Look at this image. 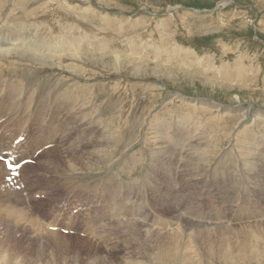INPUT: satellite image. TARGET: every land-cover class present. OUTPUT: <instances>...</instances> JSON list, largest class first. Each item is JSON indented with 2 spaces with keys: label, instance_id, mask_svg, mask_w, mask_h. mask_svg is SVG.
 <instances>
[{
  "label": "rangeland",
  "instance_id": "1",
  "mask_svg": "<svg viewBox=\"0 0 264 264\" xmlns=\"http://www.w3.org/2000/svg\"><path fill=\"white\" fill-rule=\"evenodd\" d=\"M8 12L10 13L8 14ZM29 31L30 33L33 31L34 32L30 34ZM0 32L1 35L4 36L1 37L0 35V41L6 39L12 40L11 38L14 37L20 38L18 43L14 46L7 45V43L2 44V46H4L3 48L7 49L6 53L0 52V57L7 56L11 59H7L8 62L5 61L4 63H0V78L3 79V81L0 82V90H3L0 92V100L9 103L19 113L28 111L24 117L25 125L16 123L13 120L6 122L0 121V132H9V135L12 134L10 131H16L17 128L20 127L21 130L24 131L21 133L26 134V126L30 125L36 130V128L38 127L39 129V125H41L45 129L44 131L49 134L52 127L55 128L61 124L63 117L62 115L58 116L54 126H52V105L39 112L34 110L32 106H29L28 102L22 101L23 95L25 93L22 95L14 94L12 96H7L8 90L12 87L10 79L15 82L18 80H21V82H30L32 80L31 82L33 84L29 88L27 95H29L30 92H33V97L31 100L33 103H35L39 98V94L41 92L42 93L40 95L44 97L46 93L44 94L42 90L47 92V89H49L48 95H46L47 99H53L51 101L49 100V102H55L60 106L63 104L61 100H63L64 97L71 95L73 98L76 96L77 98H73V104H70L72 107L75 109L89 107L94 116L100 115L103 119L101 121H103V123L105 122L104 124L106 125L109 124L107 126L108 128L106 129L108 131V143L106 142L107 137L105 135V137L103 136L102 138V140H104V142H106L109 147L101 146V148L98 149L100 153L98 150L95 151L90 158L85 160L83 166H77V169L74 171L76 174L75 179L73 176L74 173L72 174L70 180H77L76 185H79L76 187V190L75 188L72 189L73 191L70 189V180L67 183H62V181L59 184L58 182L57 186L53 185L54 181H52V179L55 180L54 177L58 175L51 172H45L44 174H41L43 181H47V188H33V183L38 181V176H36L38 165L36 164L31 165L28 167L27 171L22 173L21 180L18 178L19 182H25V189L26 186H28L26 192L33 193L35 191L33 195L35 204L39 200L36 205L34 203L31 204L32 206L28 205V207L25 205V207L22 209L23 211L20 212L27 213L28 211H25L28 209L31 210L30 212L33 217H40L42 221H47L48 219H46V216L44 215L45 211L47 213V218H49L47 222L55 223L58 220L59 224L57 222L55 224H58L57 227L60 228H58L57 231L51 230L50 233L43 232L40 235H34L32 229H30V224H27L24 228H15L13 222L14 218H11L12 215L16 213L15 211L11 212V215L5 212L1 213L0 252L2 251L5 253L6 260L10 264H25L24 261L27 264H34L33 260L36 259L42 264H87L88 262H92L93 264H101L102 260L97 257L98 254L101 255L103 259L109 257L108 259L112 260L113 263L116 262L115 264H123V262L128 258H132L131 260L128 259V261H125L130 262L129 264H172L173 262V264H264V252H262V250H264V224L260 226H249L247 223L248 225H244L246 223L244 220L242 221V219H240L241 213L239 212L240 210H238L240 206H238V201H236L238 200V197H242L243 194L247 197L246 193L248 192L249 198L253 195L250 198L253 206L264 205V199H261L264 198V179L263 174L259 173L261 171V160L258 154L259 152H264V118L253 117L256 110L264 109V0H0ZM23 35L25 36L23 37ZM31 40L32 45H29ZM44 42L46 43L44 44ZM45 45L48 46L50 50H39L43 47L47 48ZM117 49L119 51H117ZM3 54L5 56H3ZM18 56L23 58L18 59ZM28 57L33 58V60ZM12 58H14V60ZM113 58L118 60H114ZM127 59L131 61L132 64ZM127 61L128 64H126ZM9 62L12 63L9 64ZM21 64H23V66ZM30 65L33 66L31 67ZM29 66L34 69H31ZM16 67L18 68L16 69ZM138 70H140V72H138ZM25 71L28 73V77L27 74L24 73ZM23 77L25 79H23ZM41 80L44 83L40 82ZM91 83L95 86H93ZM100 83L102 85L104 83L106 84H104L105 86H102ZM42 84L44 86L41 90L39 85ZM54 93H58L59 98H57V100L60 99L59 101L54 99V96L52 95ZM62 93L64 94L63 99ZM135 93L137 96L134 95ZM109 95H111L112 98L109 97ZM34 96L37 98H34ZM113 97H115V99ZM105 98L106 100H109L106 101ZM204 99L209 102L219 104L221 109H215L211 106L205 105L198 106L196 104V101L199 102ZM188 101L191 103V105L188 103ZM33 103L31 104L33 105ZM76 105L79 106L75 107ZM226 106L230 109H234L224 110L223 107ZM239 107L241 110L238 112L236 109ZM161 118L163 120L167 119L171 123V127L168 130H165L169 135H171V133L174 134L176 128L179 126L177 123L182 121H184L182 122L184 124H195L191 125L192 129L198 127V129H195L194 134L199 135L197 133H203L200 134V137H203L204 139L201 138L198 140V143H201L194 148L193 158L191 161L194 162L193 165H195V167H201V176L205 177L206 175L210 176L211 174L213 184L218 181H216L217 178L220 179L221 187H223L222 194L224 205L226 206L224 207L226 210L229 207V210L227 211L229 214H227L226 210L224 209L225 214L229 216L231 214L230 217L233 219L229 222H226L227 228L229 230L231 229L233 232L236 230L241 231L237 236L238 240H235L238 242V244L236 243L237 245H219L218 247L217 243L216 245L211 246L206 244V246L204 245V241L200 243L195 242L197 241L195 238L192 240L194 245L192 241L189 243L190 246L193 247H191V249L194 251L192 252V255L187 253V247H183V249L178 247L182 249L181 253L172 258L167 256V258H164L166 260H163L164 256H161L162 252L158 250L160 248H151L147 252L145 249L146 246H142L141 241L135 238L132 240H136L135 242L138 244L136 246L138 250H135V252L131 251V254L128 248H126L124 251L118 249L110 250L108 247L106 250L103 249L105 248L101 246L103 241L111 239L109 242L113 245L114 240L123 238L124 235L129 236L127 231H129L130 228H124L127 227V225L120 223L117 219L106 220H112V224L110 225H106V223L101 222L100 224L102 225L99 224L97 226H90L89 230L86 229L88 228L87 226L93 224L91 221L93 217H96V219L98 218V220H103L99 215H101L102 210L104 211V201L99 198L98 194L95 193V191H93L90 186L92 184H96L98 180L106 176L107 173L111 171L121 172L118 166L119 162L115 163L114 160H118V158L127 152H137V155H144L145 163L149 161L148 156H154L155 159H157L156 155L159 157L161 149L164 146V144L161 143L162 138L160 136V127L163 125V121H160ZM185 119L189 120L186 121ZM118 122L119 124H117ZM173 124H175V126ZM151 125L154 128L157 126L158 127L154 129ZM123 126L127 128L124 129ZM80 129H82V127H74L71 130V135L69 134V136H63V139L66 142L65 145H67L69 148L73 149L78 144L80 136L76 131ZM110 130L111 133L109 132ZM150 130L152 132H149ZM172 130L173 132H171ZM145 133L147 135H145ZM31 134L32 130L29 131L28 135L30 136ZM139 134L141 135L139 136ZM157 134L159 136H157ZM58 136V140L60 141L62 134L60 133ZM9 137H11V135H9ZM116 137L117 139H115ZM109 139L111 140L109 141ZM145 139L147 140V143ZM245 140H248L249 142L246 143ZM205 142L206 144L204 145ZM50 143L51 145H55L54 142ZM50 143L39 145L37 150H39V152L42 151ZM125 143L127 144L125 145ZM44 145L46 146L44 147ZM60 145L61 143H57L55 146L60 149ZM25 147L28 148L27 145H25ZM107 148L109 150H106ZM20 149L21 148H18L17 150ZM68 153H71V150H69ZM72 153H75V149L72 151ZM22 154H24L23 151ZM76 154L77 153L72 154V157H74ZM196 154L198 155L196 156ZM250 154H252V157ZM24 155L26 156V154ZM225 156L227 158H223ZM199 158L201 159L199 160ZM198 160L200 162H198ZM93 162L94 164H92ZM107 162L110 164H104ZM112 162L113 164H111ZM218 163L223 168H219L217 165ZM143 164L144 162H141L140 165L137 164L139 166H134L130 174L125 175L122 172L121 174L124 175V178L127 177V179L133 180L135 177L142 175ZM256 165L257 167H255ZM195 167H193V170ZM189 168H191V166ZM198 168H195L196 172H198ZM232 170L234 173L231 172ZM195 171L193 172L196 173ZM254 171H256V173ZM58 173L63 174L62 172ZM194 175L196 176V174ZM87 176H90L89 179ZM74 183H76V181ZM201 183H203V181L197 178L187 184V186L191 188V194H193L194 191L201 189L199 188L201 187ZM83 184L85 187L82 186ZM243 184L244 187L242 186ZM255 184L259 185V187L257 186L256 188L254 186ZM3 186L4 184H0L1 191L6 190ZM64 186H66L67 189H65ZM86 187L91 189L92 192H89L92 195H90L88 192L90 189H87ZM192 187L194 189H192ZM243 188L245 190H243ZM44 190L46 191L41 193V191ZM209 190H211L210 187ZM172 191H175V186L172 188ZM211 191H214V189ZM233 191L236 192L234 193ZM254 191L257 192V195L253 194L255 193ZM93 192L96 196L93 194ZM37 195H39V197ZM43 195H47L46 198L43 197ZM235 195H237V197ZM51 197H55L56 199H51ZM148 197L149 195L147 192L146 198L148 199ZM200 197L199 199L201 201L197 199L200 201L199 203L207 202V200L203 199L202 196ZM176 200L177 199H175V202L178 201ZM77 201L78 204H80L77 205L81 211L78 210L74 213L70 209H72V206L76 204ZM70 203H72V205H70ZM135 203L130 204L129 206L135 205ZM18 204L21 205L20 203ZM55 206L57 207L55 208ZM152 206L153 205L145 206V208H147V213L153 214L149 208L151 207L155 209ZM29 207H32V209ZM140 208L142 207L140 206ZM4 211H6V208H4ZM83 211L85 213H83ZM20 212H18L17 215L20 214ZM236 212H238V215H235ZM41 213L44 217L38 215ZM72 213H74L76 217ZM155 213L159 214L160 212L155 210ZM207 213L208 212H205L204 215L207 218H212L214 213L212 216L211 214ZM17 215H13L15 219L17 218ZM65 215L68 217L65 218ZM53 216L57 220L53 219ZM86 217L89 219L84 220ZM51 219L52 221H50ZM67 219L71 223H69ZM8 220L9 222H7ZM72 220L74 222L76 221L75 224ZM134 221L139 222V219L133 218V221H131L130 224H133ZM257 221L259 224H261V221ZM145 222V220L140 221L141 224H146ZM60 223H62V226H60ZM68 223L72 226L70 227ZM199 223L201 224L200 221ZM217 223L219 224L220 222ZM201 225V227L198 225H193V227L197 226L195 229L199 231L203 227V224ZM243 225L246 229L249 228V230L247 229L248 231H245ZM257 226L263 228H259ZM91 227L93 228L91 229ZM63 229L73 230L74 232H70L69 230L64 232ZM119 229L121 231L122 229L127 230L125 233H122L123 231L121 232ZM260 229H263V233L259 231ZM200 232H202V234H199L198 236L209 234L207 232L205 233L203 229L199 231V233ZM244 233L249 235H244ZM257 235L259 238H257ZM168 236L169 235L164 237ZM248 238L252 240H248ZM260 238L262 240H260ZM250 243L252 246H250ZM141 246L146 251V253H144L145 255L141 253L142 250L140 251ZM240 248L242 250H240ZM256 249H258V251ZM225 251L230 252V254H224ZM18 253L24 261L17 256ZM132 254L135 256L132 257ZM154 254H158L156 255L157 257ZM143 255L145 256V259H141L144 258ZM241 255H243V257H248L243 258ZM134 257H137L136 260H133L135 259ZM29 258H31L30 261L28 260ZM105 260L108 261L107 259Z\"/></svg>",
  "mask_w": 264,
  "mask_h": 264
},
{
  "label": "bare ground",
  "instance_id": "2",
  "mask_svg": "<svg viewBox=\"0 0 264 264\" xmlns=\"http://www.w3.org/2000/svg\"><path fill=\"white\" fill-rule=\"evenodd\" d=\"M144 3V2H143ZM225 3V2H224ZM98 6V5H97ZM144 9V8H143ZM12 12V11H11ZM10 12H8L9 14ZM88 13V11H87ZM7 16V15H6ZM125 16V15H124ZM9 18V17H8ZM13 18V17H12ZM16 18V17H15ZM85 18V17H84ZM83 21V20H82ZM10 22V21H9ZM68 22V21H67ZM84 22V21H83ZM100 23V22H99ZM8 25V24H7ZM2 26V25H1ZM4 27V26H3ZM32 27V26H31ZM136 29V28H135ZM3 30V29H2ZM31 30V29H30ZM5 31V30H4ZM110 31V30H109ZM3 32V31H2ZM34 32V31H33ZM31 32V33H33ZM30 33V31H29ZM30 33V34H31ZM10 34V33H9ZM21 34V33H20ZM25 34V33H24ZM29 34V35H30ZM0 35H1V32H0ZM6 35V34H4ZM17 35V34H16ZM25 35H23L24 37ZM32 36V35H31ZM30 36V37H31ZM93 36V35H92ZM1 37H4L1 35ZM36 37V36H35ZM8 38V37H7ZM38 38V37H36ZM2 39V38H1ZM6 39V38H5ZM12 40H9V39H6V40H2L0 41V52H5L6 53V49L7 48H3L4 46H2V44H6L7 45H11V46H14L18 43V40L20 39L19 37H14V38H11ZM26 39V38H25ZM39 41V40H38ZM37 41V42H38ZM26 42V41H25ZM32 40L30 41V44L29 45H32ZM46 42H44L45 44ZM116 43V41H115ZM21 44V43H20ZM38 44V43H37ZM19 45V44H18ZM103 45V44H102ZM106 45V44H105ZM10 46V48H11ZM44 46V45H43ZM7 47V46H6ZM45 47L47 48H40L39 50H50L48 48V46L45 45ZM51 47V46H50ZM9 48V47H8ZM107 48V47H106ZM77 49V48H76ZM63 50V49H62ZM103 50V49H102ZM115 50V49H114ZM127 50V49H126ZM133 50V49H132ZM67 51V50H66ZM117 51H119L117 49ZM130 51V50H129ZM37 52V51H36ZM106 52V51H105ZM4 53V54H5ZM42 53V52H41ZM108 53V52H107ZM114 53V52H113ZM116 53V51H115ZM120 53V52H119ZM129 53V52H128ZM3 54V56H5ZM8 54V53H7ZM6 54V55H7ZM109 54V53H108ZM1 55V54H0ZM10 55V54H9ZM8 55V56H9ZM12 55V54H11ZM114 55V54H113ZM133 55V54H131ZM117 56V55H115ZM120 56V55H119ZM118 56V57H119ZM129 56V55H128ZM137 56V55H136ZM10 57V56H9ZM117 57V58H118ZM127 57V56H126ZM18 59H21L23 57H17ZM30 58V57H28ZM39 58H42V57H39ZM46 58V57H44ZM43 58V59H44ZM50 58V57H49ZM61 58H64V57H61ZM97 58V57H96ZM7 59H11V58H8L7 56L5 57H0V63H4L5 61L8 62ZM14 60V58H12ZM33 60V58H30ZM67 59V58H66ZM107 59V58H106ZM114 59V58H113ZM119 59V58H118ZM118 59H114V60H118ZM16 60V59H15ZM69 60V58H68ZM73 60V59H72ZM128 60V59H127ZM132 60V58H131ZM10 61V60H9ZM37 61V60H35ZM34 61V62H35ZM43 61V60H42ZM104 61V60H103ZM129 61V60H128ZM128 61L126 64H128ZM137 61V60H136ZM14 62V61H13ZM17 62V61H16ZM38 62V61H37ZM46 62V61H44ZM51 62V61H50ZM59 62V61H58ZM65 62V61H63ZM67 62V60H66ZM115 62V61H114ZM131 63V61H129ZM12 63V62H9V64ZM30 63V62H29ZM28 63V64H29ZM52 63V62H51ZM62 63V62H61ZM129 63V64H130ZM139 63V62H138ZM158 63V62H157ZM31 64V63H30ZM113 64V63H112ZM111 64V65H112ZM132 64V63H131ZM134 64V63H133ZM1 65V64H0ZM7 65V64H6ZM15 65V64H13ZM23 66V64H21ZM48 65V63H47ZM61 65V64H60ZM67 65V64H66ZM65 65V66H66ZM117 65V64H116ZM119 65V64H118ZM120 65H121V62H120ZM17 66V65H16ZM31 66V65H30ZM29 66V67H30ZM33 66V65H32ZM31 66V67H32ZM40 66V65H39ZM136 66V65H134ZM140 66V65H139ZM1 67V66H0ZM11 67V66H10ZM9 67V68H10ZM13 67V66H12ZM19 67V66H18ZM16 67V69L18 68ZM28 67V68H29ZM30 67V68H31ZM117 67V66H116ZM121 67V66H120ZM128 67V66H127ZM7 68V67H6ZM36 68V67H35ZM8 69V68H7ZM15 69V68H14ZM22 69V68H21ZM25 69V68H24ZM31 69H34V68H31ZM2 70V69H1ZM12 70V68H11ZM10 70V71H11ZM38 70V69H36ZM120 70V69H118ZM3 71H4V68H3ZM13 71V70H12ZM22 71V70H21ZM20 71V72H21ZM40 71V70H39ZM121 71V70H120ZM17 72V71H16ZM29 72V71H28ZM87 72V71H86ZM91 72V71H90ZM138 72H140V70H138ZM137 72V73H138ZM225 72V71H224ZM5 73V72H3ZM24 73L27 74V77H28V73L25 71ZM34 73V71H33ZM32 73V74H33ZM40 73V72H39ZM123 73V72H122ZM125 73V72H124ZM135 73V72H134ZM136 73V74H137ZM220 73V72H219ZM12 74V72H11ZM10 74V75H11ZM50 74V73H49ZM91 74V73H90ZM8 75V74H7ZM22 75V74H21ZM102 75V74H101ZM219 75V74H218ZM228 75V74H226ZM33 76V75H32ZM92 76V75H90ZM21 77V76H20ZM25 77V76H24ZM23 77V79H25ZM34 77V76H33ZM37 77V76H36ZM82 77V76H81ZM9 78V77H8ZM35 78V77H34ZM48 78V77H47ZM213 78V76H212ZM7 79V78H6ZM10 79V78H9ZM27 79V78H26ZM33 79V78H32ZM39 79V78H37ZM90 79V78H88ZM124 79V78H123ZM132 79V78H131ZM127 80V79H126ZM148 80V79H147ZM3 79L0 78V82H2ZM28 81V79H27ZM32 81V80H31ZM21 82V80H18V81H13L10 79V82L12 84V87L8 90V93H7V96H12L14 94H18V95H23V98H22V101L24 102H28V105L29 106H32L34 110L36 111H42V110H45L47 107H49L50 105H52V110H53V122H52V126H54L58 116L62 115V121H61V124L58 126V127H52L51 129V132L49 134H47L44 130V128L39 125V129L38 127L36 128V130L31 127L30 125L26 126V129H27V133L29 134V131L32 130V134L29 136L28 134H25V133H21V132H24L23 130H21L20 127L17 128L16 131H10V133L12 134H9L11 135V137H9L8 133L9 132H0V150L1 151H10V156L13 157L16 155V150L18 148H21L23 149V152L24 154H26V156L24 157H15L14 158V161L17 160L18 158V161H20L21 159L23 158H29V157H33V155H35V151L37 150V148L39 147V145L41 144H48L50 142H54L55 145H57V143H61L60 147L62 148H57L55 145H51V146H47L45 147L42 151H40L37 155H36V160L33 161V163H26L22 169H21V173L25 172L28 170V167H30L31 165H38L37 167V172H36V176H38V181L35 183H33V188L34 187H42L43 189L47 188V181H43V177H41V174H44L45 172H51L53 174H57L58 176H55V180L52 179V181H54V184L53 185H56L57 186V183L59 182H62V183H67L72 174L74 173V171L77 169V166H83L84 163H85V160H87L88 158H90L93 153L95 151H97L99 148H101V146H108L109 145L107 144L108 143V131L106 130L108 127L109 124H104L102 118L100 115H95L93 114V112L91 111V109L89 107H85V108H78V109H75L74 107H72V105L70 104H73V98L76 97L74 96L72 98V96H68V97H64L63 99V93H62V103L61 106L55 102H49V100H53V99H47L46 95H48V91L49 89H47V92H45L43 89V84L42 85H39L40 86V89L44 92L45 96L42 97L40 94L42 93L41 90H40V94H39V98L36 100L35 103H33L31 100H32V97H33V92H30L29 95H27V92L29 91V88L32 86V82ZM105 81V80H104ZM123 81V80H122ZM36 82V81H35ZM42 82V80L40 81ZM91 82V81H90ZM100 82V81H98ZM23 83V84H22ZM44 83V82H42ZM48 83V82H47ZM89 83V82H88ZM108 83V82H107ZM137 83V82H136ZM135 83V84H136ZM237 83V82H236ZM241 83V82H240ZM25 84V86H24ZM35 84V83H34ZM40 84V83H39ZM92 84V83H91ZM101 84V83H100ZM106 84V83H104ZM102 85V86H105V85ZM162 84V83H161ZM46 85V84H45ZM51 85V83H50ZM93 85V84H92ZM56 86V85H55ZM95 86V85H93ZM100 86V85H99ZM135 86V85H134ZM54 87V86H52ZM47 88V87H46ZM55 88V87H54ZM59 88V87H58ZM61 88V87H60ZM100 88V87H98ZM104 88V87H103ZM107 88V87H106ZM134 88V87H133ZM139 88V87H138ZM154 88V87H153ZM45 89V88H44ZM39 90V89H38ZM89 90V88H88ZM87 90V91H88ZM101 90V89H100ZM108 90V89H107ZM145 90V88H144ZM3 90H0V92H2ZM55 91V90H54ZM71 91V90H70ZM82 91V90H81ZM103 91V90H102ZM134 91V90H133ZM146 91V90H145ZM105 92V91H104ZM149 92V90H148ZM107 94V93H106ZM111 94V93H109ZM54 96V99L56 101H59L57 100L58 97V93H54L52 94ZM135 96L136 93L134 94ZM153 95V94H152ZM113 96V95H112ZM109 97H111V95H109ZM139 97V96H138ZM178 97V96H177ZM34 98H37L34 96ZM52 98V97H51ZM77 98V97H76ZM112 98V97H111ZM115 99V97H113ZM137 98V97H135ZM134 98V99H135ZM180 98V97H179ZM183 99V98H182ZM202 99V98H200ZM54 100V101H55ZM78 100V99H77ZM106 100V98H105ZM109 100V99H108ZM106 100V101H108ZM111 100V99H110ZM113 100V99H112ZM177 100V98H176ZM35 101V99H34ZM79 101V100H78ZM138 101V100H137ZM75 102V101H74ZM187 102V101H186ZM195 102V101H194ZM193 102V103H194ZM33 103V105L31 104ZM188 103H190L188 101ZM187 103V104H188ZM75 104V103H74ZM78 104V103H76ZM80 104V103H79ZM82 104V103H81ZM132 104V103H130ZM135 104V103H134ZM137 104V103H136ZM196 104L199 106V105H205V106H211L212 108H219L221 109V106L217 103H214V102H209L207 100H201L199 102L196 101ZM194 104V105H196ZM191 105V103H190ZM189 105V106H190ZM193 105V107H194ZM196 105V106H197ZM79 106V105H78ZM77 105L75 107H78ZM81 106V105H80ZM133 106V105H132ZM135 106V105H134ZM188 106V107H189ZM238 106V105H237ZM187 107V106H186ZM191 107V106H190ZM184 108V107H183ZM195 108V107H194ZM130 109V108H129ZM134 109V108H133ZM144 109V108H143ZM224 110H233L234 108H229V107H223ZM83 110V112H82ZM155 110V109H154ZM236 110H241L240 107L237 108ZM150 112V111H149ZM195 112V111H194ZM28 113V111H25L24 113H19L13 106H11L9 103H7L6 101H1L0 100V121H10V120H13L15 121L16 123H19L21 125H25V121H24V117L26 116V114ZM156 113V112H154ZM254 116L253 117H263L264 118V109H258L254 112ZM121 115V114H120ZM152 115H155V114H152ZM194 115V114H193ZM5 117V118H4ZM141 117V116H140ZM139 117V118H140ZM143 117V116H142ZM147 117V116H146ZM154 117V116H153ZM189 117V115H188ZM221 117V116H220ZM2 118H4L3 120H1ZM115 118V117H114ZM122 118V117H121ZM138 118V119H139ZM166 118V117H165ZM184 118V117H183ZM182 118V119H183ZM186 118V117H185ZM254 118V119H255ZM110 119V118H109ZM145 119V118H144ZM159 119V118H157ZM178 119V118H177ZM191 119V118H190ZM112 120V119H111ZM125 120V119H123ZM127 120V119H126ZM131 120V119H130ZM155 120V119H154ZM163 121V125L160 130V133H161V140L164 144L163 148L161 149V153L159 155V157H157L158 155H156V158L154 156H148L149 157V161L147 163H145V157L144 155L140 154V155H137V152H125L126 154H124L123 156H121L120 158L115 159L114 162L117 163L119 162V170H121L122 173H124L125 175L126 174H130V172L132 171V169L134 168V166L136 167L137 164L140 165L141 162H144V164L142 165V169H143V173L142 175L138 176V177H135L133 180H130V179H127L124 178L123 174H121V172H117V171H111L109 173H107L106 176H104L103 178H101L100 180H98V182L96 184H92L90 186V188L95 191V193L98 194L99 198L102 199L104 201V211L102 210L101 211V215H99L103 220H98V218L96 219V217L91 220L93 222V224L87 226L88 228H86L87 230L90 229V226H97L99 225L101 222H104L106 223V225H110L112 224L111 221H106V220H109V219H117L120 223H123L125 225H127V227H124V228H127L130 230L127 231V234H129V236H125L123 238H118L117 240H114L113 241V245L110 244L109 241H111V239H108V240H105L103 241V244L101 246L105 247L103 249H107L110 248L113 249V250H121V251H124L126 250V248L129 249L130 251V254H131V251L135 252V250H138V248L136 247L138 244L132 240V239H139L142 243V246L145 245V249L147 250V252L152 248V249H158L160 250V252H162V255L161 256H164L163 257V260H166L164 258H167V256L169 258H172L176 255H178L179 253H181V250L183 249V247H187V253L191 254L192 255V252H194L190 246V241H192L193 239L197 240L195 242L197 243H200V242H205L204 245H232V244H238L237 241L235 240H238L237 239V236L238 234L241 232V231H231V229L229 230L227 228V225H226V222H229L233 219H231L232 217L231 214L230 216L227 215L229 213H227V211L229 210V207L228 209L226 210V206L224 205V200H223V194H222V188L221 187V182H220V179H216L217 182H215L213 184V179L211 178V174L210 176H201V167L198 168L195 167V165H193L194 162H192V158H193V151H194V148L199 145L200 143H198V140L199 139H204L203 137H200V134H203V133H197L199 135H196L194 134L195 132V129L198 127H193L194 129L191 128V125H195L193 123H182V122H179L177 124H179L178 128H176L174 134L171 133V135H169L165 130H168L170 127H171V123L167 120V119H160V121ZM176 120V119H175ZM186 120V119H185ZM189 120V119H188ZM186 120V121H188ZM134 121V120H133ZM133 121H130V122H133ZM138 121V120H137ZM144 121V120H143ZM142 121V122H143ZM149 121V120H148ZM179 121V120H178ZM129 122V123H130ZM141 122V121H140ZM195 122V121H194ZM136 123V122H135ZM139 123V122H138ZM156 123V122H155ZM119 124V122L117 123ZM149 124V123H148ZM159 124V123H158ZM176 124V125H177ZM199 124V123H198ZM131 125V123H130ZM175 126V124H173ZM119 126V125H118ZM117 126V127H118ZM127 126V124H126ZM129 126V124H128ZM142 126V125H141ZM150 126V125H149ZM152 126V125H151ZM74 127H82V129L76 131L79 136H80V139L78 141V144L72 149V148H69L65 142V140L63 139V136H69V134L71 133V130L72 128ZM124 127V126H123ZM138 127V126H137ZM136 127V128H137ZM153 127V126H152ZM158 127V126H157ZM155 127V128H157ZM127 127H124V129H126ZM151 128V127H150ZM154 128V127H153ZM154 128V129H155ZM114 129V128H113ZM130 129V128H128ZM141 129V128H140ZM139 129V130H140ZM174 129V128H173ZM12 130H15V129H12ZM159 130V129H158ZM156 130V131H158ZM146 131V130H145ZM198 131V130H197ZM196 131V132H197ZM73 132V131H72ZM111 133V130L109 131ZM127 132V131H126ZM149 132H152L151 130ZM173 132V130L171 131ZM62 134V137L60 139V141L58 140V135L59 134ZM138 133V131H137ZM157 133V132H156ZM20 134L22 136H25V139L20 141L19 143H16L15 142V139H17ZM65 134V135H64ZM74 134V132H73ZM134 134V133H133ZM150 134V133H149ZM152 134V133H151ZM154 134V133H153ZM71 135V134H70ZM106 136L107 138V143L104 142V140H102L103 136ZM132 135V133H131ZM130 135V136H131ZM141 134H139L140 136ZM145 135H147L145 133ZM58 136V137H57ZM74 136V135H73ZM104 136V137H105ZM157 136H159L157 134ZM75 137V136H74ZM115 137V136H114ZM143 137V136H142ZM146 137V136H145ZM149 137V136H148ZM68 138V137H67ZM141 138V137H140ZM144 138V137H143ZM154 138V136H153ZM117 139V137L115 138ZM137 139V137H136ZM8 140V141H7ZM111 139H109L110 141ZM144 140V139H143ZM146 143H147V140L145 139ZM150 141V140H149ZM153 141V140H152ZM157 141V140H156ZM244 141V140H242ZM246 141V140H245ZM74 142V141H73ZM72 142V143H73ZM143 142V141H142ZM207 142V141H206ZM206 142L204 143V145L206 144ZM249 142L248 140L246 141V143ZM131 143V142H130ZM141 143V141H140ZM144 143V142H143ZM145 143V144H146ZM156 143V142H155ZM160 143V144H161ZM241 143V142H240ZM245 143V144H246ZM127 143H125L126 145ZM136 144V143H135ZM151 144V143H150ZM263 144V143H262ZM25 145H27L28 148L25 147ZM73 145V144H72ZM140 145V144H139ZM247 145V144H246ZM245 145V146H246ZM137 146V145H136ZM146 146V145H145ZM250 146V145H249ZM43 147V146H42ZM73 147V146H72ZM134 147V146H133ZM247 147V146H246ZM155 148V147H154ZM244 148V147H243ZM75 149V153H77L76 155H74V157H72V154H75V153H72V151ZM133 149V148H132ZM246 149V148H245ZM251 149V148H250ZM71 150V153H68V151ZM106 150H109L108 148ZM234 150V149H233ZM264 150V149H263ZM0 151V155H4L2 152ZM22 151V150H21ZM105 151V149H104ZM125 151V150H124ZM134 151V150H133ZM197 151V150H195ZM257 151V150H256ZM99 152V150H98ZM100 153V152H99ZM197 153V152H196ZM203 153V152H202ZM245 153V152H244ZM103 154V153H102ZM118 154V152H117ZM116 154V155H117ZM154 154V153H153ZM254 154V152H253ZM259 156H260V160L259 162L261 163V171L259 172L260 174H263V179H264V152H259L258 153ZM101 155V154H100ZM113 155V154H111ZM195 155V154H194ZM198 154H196L197 156ZM229 155V154H228ZM251 157H252V154H250ZM249 155V156H250ZM118 156V155H117ZM147 156V155H145ZM200 156V154H199ZM255 156V155H254ZM102 157V156H101ZM107 157V156H106ZM257 157V156H256ZM104 158V157H102ZM195 158V157H194ZM223 158H227L226 156L223 157ZM230 158V157H229ZM255 158V157H254ZM258 158V157H257ZM106 159H109V158H106ZM112 159V158H111ZM201 158H199L200 160ZM232 159V158H231ZM230 159V160H231ZM104 160V159H103ZM198 160V162H200ZM209 160V159H208ZM240 160V159H239ZM245 160V159H244ZM249 160V159H248ZM257 160V159H256ZM90 161V160H89ZM98 161V160H97ZM102 161V160H101ZM107 161V160H106ZM225 161V160H224ZM229 161V160H227ZM232 161V160H231ZM253 161V160H252ZM17 162V161H16ZM204 162V161H203ZM207 162V160H206ZM97 163V162H96ZM109 162L107 163H104V164H108ZM197 163V162H196ZM246 163V162H245ZM66 166H65V165ZM94 164V162L92 163ZM91 164V165H92ZM99 164V163H97ZM110 164V163H109ZM113 164V162L111 163ZM203 164V163H201ZM200 164V166H201ZM227 164V162H226ZM232 164V163H231ZM250 164V163H249ZM252 164V163H251ZM88 165V164H87ZM90 165V166H91ZM137 165V166H139ZM219 166V168L221 167L219 165V163L217 164ZM254 165V164H253ZM89 166V167H90ZM113 166V165H112ZM191 166V168H189ZM195 168H198V172L195 171V168L193 170V167ZM88 167V166H87ZM102 167V166H101ZM226 167V165H225ZM224 167V168H225ZM257 167V165L255 166ZM217 168V167H216ZM223 168V167H221ZM111 169V168H110ZM226 169V168H225ZM41 170V171H39ZM140 170V169H139ZM195 171L196 173H194L193 171ZM212 170V169H211ZM257 170V169H256ZM213 171V170H212ZM241 171V170H240ZM58 172H62L63 174H60ZM86 172V171H85ZM89 172V170H88ZM225 172V171H224ZM233 172V170L231 171ZM256 173V171H254ZM253 172V173H254ZM234 173V172H233ZM245 173V172H243ZM251 173V171H250ZM196 174V176L194 175ZM209 174V173H208ZM226 174V173H225ZM237 174V173H236ZM247 174V173H246ZM40 175V176H39ZM85 175V174H84ZM82 175V176H84ZM89 175V174H88ZM223 175V174H222ZM229 175V174H228ZM227 175V177H228ZM26 176V175H25ZM33 176V175H32ZM31 176V177H32ZM35 176V177H36ZM54 176V175H53ZM74 179H75V176L76 174L74 173ZM216 176V175H215ZM214 176V177H215ZM224 176V175H223ZM231 176V174H230ZM235 176V175H234ZM233 176V177H234ZM239 176V175H238ZM245 176V175H244ZM30 177V176H29ZM45 177V176H44ZM88 179L90 176H87ZM199 180H202L203 183H201V188L200 190L198 191H194L193 194H191V188L189 186H187V184L190 182V181H193L197 178ZM226 177V178H227ZM232 177V178H233ZM246 177V176H245ZM244 177V178H245ZM260 177V176H259ZM27 178H28V175H27ZM26 178V179H27ZM78 178V177H77ZM92 178V177H91ZM231 178V180H232ZM243 178V177H242ZM256 178V176H255ZM61 179V180H60ZM228 179V178H227ZM262 179V178H261ZM46 180V179H45ZM60 180V181H58ZM234 180V178H233ZM247 180V179H245ZM255 180V179H254ZM57 181V182H56ZM76 181V183H74ZM260 181V180H259ZM28 182V181H27ZM71 183V185L69 186L70 189H74L75 190L77 189L76 187L79 186V185H76L77 184V180H70L69 181ZM196 182V181H195ZM194 182V183H195ZM258 182V181H257ZM256 182V184H257ZM264 182V180H263ZM6 182H0V184H4L5 185ZM31 183V182H30ZM61 183V184H62ZM79 183V182H78ZM198 183V182H197ZM238 183V182H237ZM85 184V183H84ZM82 185L85 187V185ZM200 184V183H199ZM228 184V183H227ZM233 184H236V183H233ZM247 184V183H246ZM251 184V183H250ZM254 185L256 188L257 186L259 187V185ZM88 185V184H87ZM193 185V184H192ZM195 185V184H194ZM231 185V184H229ZM240 185V184H239ZM248 185H249V181H248ZM252 185V184H251ZM32 186V185H31ZM63 186V184H62ZM68 186V185H67ZM175 186V191L173 192L172 191V188ZM236 186V185H234ZM244 187V184L242 185ZM4 187V186H3ZM28 186H26V189ZM52 187V186H51ZM68 187V188H69ZM197 187V186H195ZM209 187L212 189H214V191H211L209 190ZM217 187V188H216ZM232 187V186H231ZM238 187V185H237ZM254 187V188H255ZM31 188V187H30ZM32 188V189H33ZM65 189L66 186H64ZM80 188V187H79ZM83 188V187H81ZM87 189H90L89 187H86ZM198 188V187H197ZM241 188V187H240ZM239 188V189H240ZM253 188V189H254ZM264 188V187H263ZM26 189L25 188H17V187H14L12 190H5V191H1L0 190V215L1 213H7L9 215H11V212H16L14 214L17 215L18 212L20 211H23L22 209L25 207V205H31V204H35V201H34V192L33 193H29V192H26ZM64 189V190H65ZM68 189V190H70ZM85 189V188H84ZM85 189V190H87ZM88 190L89 191H91ZM192 189H194L192 187ZM252 189V190H253ZM3 190V189H2ZM42 190V189H41ZM79 190V189H78ZM77 190V191H78ZM83 190V189H82ZM197 190V189H196ZM230 190V189H229ZM243 190H245L243 188ZM261 190V189H260ZM259 190V191H260ZM46 190L44 191H41V193H44ZM63 191V190H62ZM73 191V190H72ZM71 191V192H72ZM225 191V190H224ZM228 191V190H227ZM257 191V190H256ZM39 192V191H37ZM67 192V191H66ZM65 192V193H66ZM76 192V191H75ZM81 192V191H79ZM83 192V191H82ZM87 192V191H86ZM92 192V191H91ZM147 192H148V199L146 198L147 196ZM226 192V191H225ZM234 192V191H233ZM236 192V191H235ZM234 192V193H235ZM253 192V191H252ZM255 192V191H254ZM63 193V192H62ZM69 193V192H68ZM67 193V194H68ZM74 193V192H73ZM231 193V192H230ZM229 193V194H230ZM246 193V192H245ZM257 192L253 193V194H256ZM66 194V195H67ZM72 194V193H71ZM75 194V193H74ZM90 194V192H89ZM94 194V192H93ZM227 194V193H226ZM237 194V193H236ZM247 197L243 194V196L241 197H238V201L237 204L239 207L238 210H240L239 212L241 213V217L240 219H242V221L244 220L246 224L244 225H262L264 224V205H259V206H253L252 204V201H251V196L250 198L248 197L249 193L247 192ZM64 195V194H63ZM77 195H78V192H77ZM83 195V194H82ZM92 195V194H90ZM95 195V194H94ZM228 195V194H227ZM251 195V194H250ZM257 195V194H256ZM89 196V195H87ZM96 196V195H95ZM202 196L203 199L207 200L206 203H199L201 200L199 199V197ZM237 197V195H235ZM141 197V198H139ZM231 197V196H230ZM263 197V196H262ZM41 198V197H40ZM64 198V197H63ZM86 198V196H85ZM84 198V199H85ZM97 198V197H96ZM201 198V197H200ZM235 198V197H234ZM259 198V197H258ZM36 199V198H35ZM39 199V198H38ZM37 199V200H38ZM51 199H56L55 197H51ZM59 199V198H58ZM81 199V198H80ZM89 199V198H88ZM91 199V198H90ZM95 199V198H94ZM141 199V201H140ZM175 199H177L175 202ZM197 199H199L200 201H198ZM202 199V200H203ZM254 199V198H253ZM261 199H264V198H261ZM70 200V199H69ZM93 200V199H91ZM228 200V199H227ZM256 200V199H255ZM258 200V199H257ZM79 201V200H78ZM78 201L76 204H78ZM96 201V199H95ZM93 201V202H95ZM100 201V200H99ZM102 201V202H103ZM140 201V202H138ZM230 201V200H229ZM234 201V200H233ZM232 201V202H233ZM39 202V200L37 201V203ZM67 202V201H66ZM71 202V201H70ZM130 202V203H129ZM136 202V203H135ZM18 203H20L21 205H19ZM36 203V204H37ZM59 203V202H58ZM68 203V202H67ZM81 203V202H79ZM99 203V202H98ZM101 203V202H100ZM135 203V205H132V206H129L130 204H133ZM226 203H229V202H226ZM235 203V201H234ZM260 203V202H259ZM35 204V205H36ZM54 204V203H53ZM83 204V203H82ZM89 204V203H88ZM146 205H153L152 207H154L155 209L150 208V210L152 211L153 214L151 213H147L145 206ZM263 204V203H262ZM9 205V206H7ZM40 205V203H39ZM64 205V204H63ZM66 205V203H65ZM71 205V204H70ZM80 205V204H78ZM101 205V206H102ZM228 205V204H227ZM234 205V204H233ZM32 206V205H31ZM92 206V204H91ZM94 206H95V203H94ZM140 206L142 208H140ZM225 206V207H224ZM38 207V206H37ZM42 207V206H40ZM53 207V206H52ZM57 206H55L56 208ZM90 207V206H89ZM148 207V206H147ZM4 208H6V211H4ZM30 208V207H29ZM34 208V207H33ZM39 208V207H38ZM51 208V207H50ZM85 208V207H84ZM91 208V207H90ZM89 208V209H90ZM100 208V207H99ZM148 208V209H149ZM233 208V207H232ZM237 208V207H236ZM27 209V208H26ZM32 209V207L30 208ZM37 209V208H36ZM88 209V210H89ZM95 209V208H94ZM103 209V208H102ZM226 210V213L225 214V210ZM235 209V208H234ZM35 210V209H34ZM33 210V211H34ZM39 210V209H38ZM37 210V211H38ZM41 210V208H40ZM61 210V209H60ZM65 210V209H64ZM69 210V209H68ZM72 210V209H70ZM87 210V209H85ZM98 210V209H97ZM100 210V209H99ZM155 210H158L160 213L159 214H156L155 213ZM231 210V209H230ZM28 211V212H27ZM31 210H26L25 212L27 213H24V212H20V214H18L15 219V217L12 215L11 218H14L13 222H14V225H15V228H24L26 227V225L30 224V229H32L33 231V234H38L40 235L41 233L43 232H49L51 231L50 227H56L59 223H58V220L55 219V217L53 219L57 220L56 222L58 224H55L53 222H47L49 220V218H47V213L44 211V215L46 216L45 218L48 219L47 221H42L40 219V217L38 218H35L32 216ZM67 211V210H66ZM73 211V210H72ZM71 211V212H72ZM81 211V210H80ZM149 211V210H148ZM150 211V212H151ZM232 211V210H231ZM234 211V210H233ZM237 211V210H236ZM30 212V213H29ZM50 212V211H49ZM61 212V211H60ZM68 212V211H67ZM69 212V213H71ZM205 212H208L207 214H213L212 218H207L204 213ZM230 212V211H229ZM39 213V212H38ZM75 213V212H74ZM72 213V214H74ZM81 213V212H80ZM83 213H85L83 211ZM96 213V212H95ZM238 212H236L235 215H238L237 214ZM35 214V213H34ZM60 214V213H58ZM66 214V213H65ZM68 214V213H67ZM71 214V215H72ZM233 214V212H232ZM31 215V216H30ZM38 215H43L42 213L41 214H38ZM75 215V214H74ZM78 215V214H77ZM89 215V214H87ZM186 215V216H184ZM240 215V214H239ZM2 216V215H1ZM82 216V215H81ZM91 216V215H90ZM98 216V217H99ZM184 216V217H183ZM210 216V217H211ZM44 217V216H42ZM57 217V216H56ZM65 218L68 217L67 215L64 216ZM63 217V218H64ZM76 217V215H75ZM85 217V216H84ZM88 217V216H87ZM87 217L84 219L86 220ZM234 217V216H233ZM133 218H137L139 219V222H135L133 224H130L131 221H133ZM4 219V218H3ZM1 219V220H3ZM69 219H70V216H69ZM73 219V218H72ZM76 219V218H75ZM89 219V218H88ZM87 219V220H88ZM41 220V221H40ZM44 220V218H43ZM78 220V219H76ZM142 220H145L146 224H141L140 221ZM261 221V224L258 223V221ZM52 221V219L50 220ZM54 221V220H53ZM67 221H69L67 219ZM73 221V220H72ZM90 221V220H89ZM199 221L201 222V224H203V227L202 229L205 231V233H209V234H203V235H200L198 236L199 234H202V232L199 233V231L201 230H196L195 228L197 227H193V225H198L199 227H201L202 225L199 223ZM4 222V221H3ZM9 222V220L7 221ZM60 222V221H59ZM74 222V221H73ZM76 222V221H75ZM74 222V224H75ZM80 222V221H79ZM86 222V221H84ZM217 222H220L219 224ZM6 223V222H5ZM12 223V222H11ZM63 223V222H62ZM60 223V226H62ZM69 223H71L69 221ZM68 223V225H70ZM82 223V222H81ZM88 223H91V222H88ZM118 223V222H117ZM116 223V224H117ZM248 223V224H247ZM0 224H1V221H0ZM4 224V223H3ZM10 224V223H8ZM13 224V223H12ZM48 224V225H46ZM115 224V225H116ZM235 224V223H233ZM243 224V223H242ZM67 225V224H66ZM67 225V226H68ZM82 225V224H81ZM102 225V224H100ZM105 225V226H106ZM226 225V227H225ZM232 225V224H231ZM230 225V226H231ZM243 225V226H244ZM65 226V225H64ZM63 226V227H64ZM72 225H70L71 227ZM76 226V225H74ZM79 226V225H78ZM86 226V224H85ZM84 226V228H85ZM113 226V225H112ZM111 226V227H112ZM117 226V225H116ZM115 226V227H116ZM119 226V225H118ZM239 226V225H238ZM257 226V227H259ZM66 227V226H65ZM69 227V226H68ZM77 227V226H76ZM101 227V226H100ZM248 227V226H246ZM254 227V226H253ZM74 228V227H73ZM93 227H91L92 229ZM95 228V227H94ZM103 228V227H101ZM106 228V227H104ZM117 228V227H116ZM122 228V227H121ZM239 228V227H238ZM241 228V227H240ZM245 228V226H244ZM251 228V227H250ZM259 228H263V227H259ZM258 228V229H259ZM4 229V228H3ZM9 229V228H8ZM100 229V228H99ZM118 229V228H117ZM116 229V230H117ZM126 229V230H127ZM236 229V228H235ZM249 230V228H247ZM246 228L244 229L245 231L247 230ZM252 229V228H251ZM2 230V229H1ZM28 230V229H27ZM98 230V229H97ZM105 230V229H103ZM120 230V229H119ZM126 230H123L122 229V233H125ZM229 230V231H228ZM232 230H233V227H232ZM241 230V229H240ZM243 230V231H244ZM247 230V231H248ZM257 230V229H256ZM263 230V229H262ZM262 230L260 229L259 231L262 232ZM31 231V230H30ZM29 231V232H30ZM82 231H83V228H82ZM101 231V230H100ZM99 231V232H100ZM109 231V230H108ZM107 231V232H108ZM119 231V232H120ZM252 231V230H251ZM250 231V232H251ZM9 232V231H8ZM249 232V233H250ZM32 233V232H31ZM70 233V232H69ZM106 233V232H105ZM117 233V232H116ZM121 233V234H122ZM247 233V232H246ZM244 233V235L246 234ZM260 233V232H259ZM263 233V232H262ZM261 233V234H262ZM68 234V233H67ZM120 234V235H121ZM243 234V233H242ZM258 234V233H257ZM260 234V235H261ZM33 235V236H34ZM169 235L168 237H164V236H167ZM246 235H249V234H246ZM259 235V236H260ZM118 236V235H117ZM198 236V237H196ZM217 236V237H216ZM241 236V235H240ZM262 236V235H261ZM54 237V236H53ZM55 237H58V236H55ZM120 237V236H119ZM236 237V238H235ZM251 237V236H250ZM96 238V237H95ZM241 238V237H240ZM257 238L258 235H257ZM262 238V237H261ZM260 238V240H262ZM263 238H264V234H263ZM113 239V238H112ZM256 239V238H255ZM95 240V239H94ZM98 240V239H97ZM248 240H252V239H249ZM102 242V241H101ZM242 242V241H241ZM251 242V241H250ZM254 242V241H253ZM193 243V241H192ZM236 244V245H237ZM251 244V243H250ZM263 244V243H261ZM194 245V243H193ZM202 245V243H201ZM206 245V246H207ZM110 246V247H109ZM112 246V247H111ZM140 246V245H139ZM141 246V253H146L145 249ZM239 246V245H238ZM252 246V244L250 245ZM178 247H181V248H178ZM236 247V246H235ZM263 247V246H262ZM193 248V247H192ZM196 248V247H194ZM127 249V250H128ZM180 249V250H179ZM220 249V248H219ZM251 249V248H250ZM157 250V251H158ZM240 250H242L240 248ZM258 251V249H256ZM262 250V249H261ZM260 250V251H261ZM156 251V252H157ZM110 252V251H109ZM127 252V251H126ZM151 252V251H150ZM153 252V251H152ZM159 252V251H158ZM198 252V251H197ZM196 252V253H197ZM242 252V251H241ZM246 252V251H245ZM262 252H264V250H262ZM108 253V252H107ZM129 253V252H128ZM127 253V254H128ZM186 253V254H187ZM199 253V252H198ZM218 253V252H217ZM244 253V252H243ZM257 253V252H256ZM134 254V253H133ZM132 254V257L135 256ZM140 254V253H139ZM149 254V253H148ZM224 254H230V252H227L225 251ZM138 255V254H137ZM141 255V254H140ZM145 255V254H144ZM143 255L144 258H141V259H145V256ZM155 255V254H154ZM158 255V254H156ZM155 255V256H156ZM185 255V254H184ZM196 255V254H195ZM221 255V254H220ZM245 255V253H244ZM17 256L21 258L20 254L18 253ZM26 256V254H25ZM34 256V255H33ZM113 256V255H112ZM121 256V255H120ZM150 256V255H149ZM166 256V257H165ZM197 256V255H196ZM195 256V257H196ZM223 256V255H222ZM225 256V255H224ZM27 257V256H26ZM31 257V256H29ZM36 257V256H35ZM34 257V258H35ZM97 257H99L102 262L101 264H115L116 262H112V260L108 259L107 257L105 259H107L108 261H106L105 259L102 258L101 255H97ZM141 257V256H140ZM139 257V258H140ZM147 257V256H146ZM157 257V256H156ZM199 257V256H198ZM221 257V256H220ZM233 257V256H232ZM241 257H243V255H241ZM245 257H248V256H245ZM243 257V258H245ZM261 257V256H260ZM126 258V257H125ZM128 258V257H127ZM135 259L133 260H136L137 257H134ZM161 258V257H159ZM168 258V259H169ZM234 258V257H233ZM238 258V257H237ZM251 258V256H250ZM249 258V259H250ZM255 258V257H254ZM264 258V257H263ZM31 258H29L28 260L30 261ZM112 259V258H111ZM129 260H131L130 258H128ZM128 259H126L125 261H128ZM174 259V258H173ZM189 259V258H188ZM231 259V258H230ZM23 260V259H22ZM216 260V259H215ZM24 261V260H23ZM123 262L124 263H130V262ZM145 261V260H143ZM152 261V260H151ZM159 261V259H158ZM169 261V260H168ZM167 261V263H168ZM238 261V259H237ZM236 261V262H237ZM240 261V260H239ZM263 261V259H262ZM119 262V261H118ZM122 262V261H121ZM156 262V261H155ZM249 262V261H248ZM25 264H27L25 261H24ZM33 263L34 264H42L41 262H39L37 259L36 260H33ZM143 263V262H142ZM158 263V262H157ZM165 263V261H164ZM174 263V262H173ZM172 263V264H173ZM257 263V262H256ZM264 263V262H263ZM0 264H10L7 260H6V255L5 253H3L2 251L0 252ZM87 264H93L92 262H88ZM133 264V263H132ZM155 264V263H154ZM258 264V263H257Z\"/></svg>",
  "mask_w": 264,
  "mask_h": 264
},
{
  "label": "snow or ice",
  "instance_id": "3",
  "mask_svg": "<svg viewBox=\"0 0 264 264\" xmlns=\"http://www.w3.org/2000/svg\"><path fill=\"white\" fill-rule=\"evenodd\" d=\"M19 161L15 164H12L11 161L5 159V157L0 156V182H3L5 179H10V173L14 172L19 168Z\"/></svg>",
  "mask_w": 264,
  "mask_h": 264
}]
</instances>
